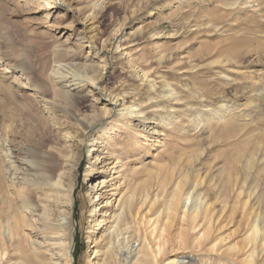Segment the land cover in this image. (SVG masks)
Returning <instances> with one entry per match:
<instances>
[{
    "label": "rangeland",
    "instance_id": "1",
    "mask_svg": "<svg viewBox=\"0 0 264 264\" xmlns=\"http://www.w3.org/2000/svg\"><path fill=\"white\" fill-rule=\"evenodd\" d=\"M42 2L47 9L38 11ZM85 26L96 28L92 44ZM86 63L93 66L87 76L120 98L119 110L134 103L136 113L143 110L140 117L152 121L143 133L155 131L148 138L132 129L136 118L131 130L122 126L125 119L109 118L98 135L116 141L118 153L139 137L137 154L128 153L117 171L141 172L152 164L156 203L151 211L140 203L138 227L155 264H264V0H0V264L11 250L4 199L20 175L11 149L52 142L60 121L72 132L75 115L91 117L102 106L64 100L59 120L43 106L59 87L50 79L53 71L61 66L59 76L75 70L84 78L86 71L73 66ZM142 74L148 81L137 77ZM87 91L98 97L92 86ZM127 135L132 141H119ZM91 161L85 148L75 264L94 257L87 239L89 189L96 184L87 179ZM183 178V193L175 197ZM119 181L125 191L123 176ZM195 199L200 209L193 208ZM22 230L44 243L30 228Z\"/></svg>",
    "mask_w": 264,
    "mask_h": 264
},
{
    "label": "bare ground",
    "instance_id": "2",
    "mask_svg": "<svg viewBox=\"0 0 264 264\" xmlns=\"http://www.w3.org/2000/svg\"><path fill=\"white\" fill-rule=\"evenodd\" d=\"M46 6L48 5L45 2L39 3L38 11H45ZM84 29L88 30L89 27L85 26ZM89 30L91 36L86 41L92 44L91 38L95 36L96 28L92 27ZM91 46L94 53L96 52L95 55H99L96 46ZM73 67L82 72L86 71L84 72L86 76L82 78L75 70V73L67 72L66 75L59 76L65 73H62L63 67L61 66L52 70L50 79L59 87L51 92L54 95L51 100H45L44 104L48 107L43 104L44 108H49L50 114L59 120L64 117L65 109L62 106L64 100L74 104L90 99L97 106H102L97 107L91 117L75 115L72 132L66 130V123L60 121L58 126L52 128L55 131L52 142L38 139L39 142H32V146L26 152L12 148L11 155L6 154V157L11 158L12 156L16 159L13 163H18L17 171L18 175L20 174L17 177L18 181L10 185L14 190L13 193H7L4 199V204L7 203V210L3 221L8 229L7 236L11 244V250L8 252L10 259L7 264H52L53 260H56L57 264L76 263L75 245L78 230V222L75 219L76 189L79 184V169L85 148H88L92 159L87 171V179L96 180V184L94 186L92 184L89 189V196L93 199L90 200L93 204V215L89 220L87 239L88 243L93 246L91 249L94 255L89 262L92 264L95 260L93 264H155L150 243L146 238H141L138 227L140 203L148 206L150 211L156 203L155 175L152 164L148 163L141 172L135 167L126 173L123 169L117 171L119 167L116 166L120 164L123 167V159L128 153L132 157L137 154L136 148L140 144L139 137L132 139V135H127L119 138L121 142L135 140L131 143L130 149L124 148L122 152L120 151L121 153H118L119 150L115 149L116 141L110 143L109 138L104 139L98 135L106 128L105 125L109 118H112L111 123L125 119L126 122L122 123L125 129L128 128V123L136 118L137 126L132 129L138 130L148 138L154 135L155 131L150 132L151 129L147 135L143 133L148 130L147 126H150L152 121L141 118L140 114L144 112L140 110L137 114V106L134 103L119 110L120 98L117 95L105 93L95 80L92 81L87 76L88 70L93 68L92 65L86 63ZM137 77L141 81H148L145 74ZM89 86L98 91V97L92 96L91 91H87ZM223 107L224 104H221V108ZM129 129L131 130V127ZM145 143H142V146L148 151L146 146L149 145L146 141ZM113 171H115L113 175L117 174L114 177H112ZM108 173L112 180L101 181V178L108 177ZM122 176L126 184L125 191L121 184L118 185ZM183 180V184L176 188L175 197L183 193L187 179L183 178ZM197 202L195 199L192 203L194 209H200ZM102 203L104 206L98 209ZM110 205L111 209L108 208ZM108 211H110L109 215ZM205 211L207 210L200 213L203 214ZM107 215L108 223L107 219L103 220ZM166 216L172 219V213ZM102 223L105 224L101 227ZM24 227L34 231V234L44 243L38 245L32 239L31 233H25L22 230ZM97 230L100 231V236L97 235ZM258 232L257 226H254L251 238L253 245H256L259 239ZM142 240L144 243L140 247ZM176 260L177 258L173 261Z\"/></svg>",
    "mask_w": 264,
    "mask_h": 264
}]
</instances>
